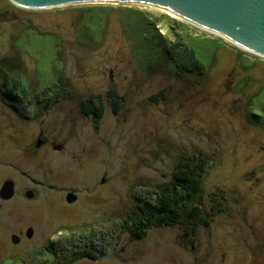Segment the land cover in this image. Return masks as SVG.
Here are the masks:
<instances>
[{
    "label": "rangeland",
    "instance_id": "374dc122",
    "mask_svg": "<svg viewBox=\"0 0 264 264\" xmlns=\"http://www.w3.org/2000/svg\"><path fill=\"white\" fill-rule=\"evenodd\" d=\"M165 13L174 17L144 3L27 8L0 0V184L8 176L27 187L29 175L78 197L67 204L42 190L37 204L15 202V233L32 224L36 235L15 247L22 264H52L53 256L19 250L39 247L60 228L77 239L120 222L138 207L137 189L168 183L180 157L198 151L210 161L195 203L201 220L152 227L142 238L108 233L91 245L94 258L69 264H188L211 242L220 254L233 246L227 264H264V57L174 17L206 66L202 76L177 73L164 55L173 40ZM20 87L68 94L41 116L63 151L26 148L40 120H22L1 98ZM96 94L104 106L97 122L79 109Z\"/></svg>",
    "mask_w": 264,
    "mask_h": 264
},
{
    "label": "trees",
    "instance_id": "16d2710c",
    "mask_svg": "<svg viewBox=\"0 0 264 264\" xmlns=\"http://www.w3.org/2000/svg\"><path fill=\"white\" fill-rule=\"evenodd\" d=\"M164 15L170 23L173 36V40L164 48L165 57L172 60L173 69L177 73L204 75L206 66L197 58L193 48L184 39L183 32L179 30V25L184 21L174 18L168 13ZM91 99L94 106L93 116L97 122L104 110L102 98L96 94ZM209 163V158L202 151L191 156L182 155L171 181L161 186L151 187L152 191L137 189L138 207L135 206L136 208L126 214L120 222H113L107 229L105 226L98 230L93 229L86 232L84 236H78L77 239L74 237L64 239L63 237L54 252V258L48 259V261L52 264H69L82 256L94 258L96 249L91 245H94L99 237L105 239L108 233L111 235L126 229L136 238H142L146 235V231L152 227L172 225L185 219L193 222L201 220L200 207L195 203L202 199L204 176Z\"/></svg>",
    "mask_w": 264,
    "mask_h": 264
},
{
    "label": "flooded vegetation",
    "instance_id": "af4514ba",
    "mask_svg": "<svg viewBox=\"0 0 264 264\" xmlns=\"http://www.w3.org/2000/svg\"><path fill=\"white\" fill-rule=\"evenodd\" d=\"M61 86L56 88L58 92ZM43 88L42 90H38L35 94H32L27 90V88L20 87V91H15L14 93L8 92L7 96H2V100L5 103H10L12 108L15 110V114L19 116L22 120L29 121L30 119L40 120L39 122V130L37 139L29 144L26 148L29 149L32 153H38L41 149L45 147H50L53 150L63 151L64 144L63 142L56 143V141H50V139L46 136L45 128L41 125L43 121L41 116L44 110H48L52 107V105L56 102L61 101L60 99H64V97H68L67 95H62L56 93H52L51 90ZM49 91V93H48ZM93 96V95H92ZM92 96L86 98V100H81L79 109L80 114L85 117L93 116L94 114V106L92 101ZM119 97V95H117ZM70 98V97H69ZM22 131V127H20ZM23 174L26 175L25 171H22ZM7 180H12L11 177H4L1 180L0 184V264H22L21 261L16 260L15 256V247L23 246L24 244L31 242L35 238L34 227L32 224H29L26 230L24 228H19V231L15 233L14 225H15V212H14V204L18 202L19 205H29V204H37L36 202L41 199V194L43 196L42 190L45 191H53L55 193H59L62 200L65 198L67 204H73L77 201V192L74 189H70L65 185L60 186L59 184L50 183L46 180L30 177L27 175V183L29 186L22 187L19 184V181L12 180L14 182V192L11 196H7L4 191H2V187ZM68 193H73L76 195V199L72 202H68L67 195ZM31 229V234H28V230ZM195 233V232H194ZM70 235L69 230H64L60 228L57 233L54 232L51 236L49 235L43 243L38 246H31L30 248H25L24 250H19V253H28L33 252L34 257H39L41 255H50V257H54V252L59 247V242L62 238ZM195 235V234H194ZM191 247H194V239H191ZM254 242H256L254 240ZM212 253H216L219 250L216 248V243L211 242ZM224 250H221V254H219L217 260L214 261L211 259V255L209 252L212 250L206 249L203 258H199L196 256L194 261H188V264H227L231 252L233 251V246H221ZM42 248V250H41ZM259 246H257V249ZM222 249V248H221ZM228 259V260H227Z\"/></svg>",
    "mask_w": 264,
    "mask_h": 264
},
{
    "label": "water",
    "instance_id": "95a60500",
    "mask_svg": "<svg viewBox=\"0 0 264 264\" xmlns=\"http://www.w3.org/2000/svg\"><path fill=\"white\" fill-rule=\"evenodd\" d=\"M27 8H44L86 2L144 3L162 8L199 27L210 30L240 48L264 57V0H12ZM229 36L232 40L226 38ZM246 46V47H244ZM2 191L14 192V182L7 180ZM76 199L69 193L68 202ZM31 234V229L28 234Z\"/></svg>",
    "mask_w": 264,
    "mask_h": 264
},
{
    "label": "bare ground",
    "instance_id": "6f19581e",
    "mask_svg": "<svg viewBox=\"0 0 264 264\" xmlns=\"http://www.w3.org/2000/svg\"><path fill=\"white\" fill-rule=\"evenodd\" d=\"M223 35H225V34H223ZM226 36V38H228V39H230V40H232L231 38H229V36H227V35H225ZM244 47H246V46H244ZM247 48V47H246Z\"/></svg>",
    "mask_w": 264,
    "mask_h": 264
}]
</instances>
